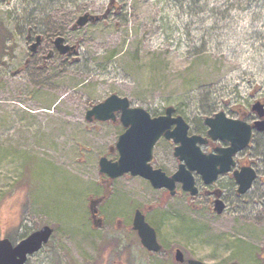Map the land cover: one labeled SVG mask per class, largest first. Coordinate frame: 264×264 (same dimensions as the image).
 <instances>
[{
  "label": "rangeland",
  "instance_id": "374dc122",
  "mask_svg": "<svg viewBox=\"0 0 264 264\" xmlns=\"http://www.w3.org/2000/svg\"><path fill=\"white\" fill-rule=\"evenodd\" d=\"M86 13L99 22L72 30ZM0 26L7 37L0 68V239L15 244L47 226L49 244L30 264L53 263V256L59 264L77 262L97 245L95 234L115 226L110 213L128 216L132 202L140 210L163 206V220L157 223L160 214L149 220L188 257L264 264L259 180L242 216L219 219L204 212L202 200L188 206L186 195L164 199L140 179L119 178L107 187L98 162L117 161L108 150L121 131L85 121L111 95L150 116L173 107L188 124L222 109L223 100L245 107L264 101V0H0ZM30 28L44 44L35 56ZM56 37L77 53L64 60L53 47ZM249 152L264 179V137L255 135ZM106 187L112 198L100 211L110 220L106 231L94 232L88 198Z\"/></svg>",
  "mask_w": 264,
  "mask_h": 264
},
{
  "label": "water",
  "instance_id": "95a60500",
  "mask_svg": "<svg viewBox=\"0 0 264 264\" xmlns=\"http://www.w3.org/2000/svg\"><path fill=\"white\" fill-rule=\"evenodd\" d=\"M100 17L92 16L88 13L78 17L72 26V30L85 27L88 24H96ZM41 43V37L36 36L28 50L30 55L37 53ZM54 48L60 56L76 54V46L65 44L62 37H56L53 41ZM253 96V93H251ZM263 105L256 101L252 107L259 118L254 126H250L243 121L229 119L224 113H217L213 118H206L204 124L209 128L207 136L213 140L228 142L227 149L221 150L219 156H205L201 153L199 145L204 143L201 138L187 137L188 125L185 120L178 116L172 119L173 107H167L164 115L151 118L142 108H131L129 101L116 95H111L102 103L92 107L85 115L87 123L92 122H114L116 114L119 113V121L126 129L122 133L116 144L118 150V160L112 162L106 158L99 159V173L106 175L109 179L119 178L125 174L133 177H141L150 182L155 189H168L171 194L174 183L180 181L183 184V190L190 192L191 196L196 194L193 178L191 174L196 172L206 183L215 180L218 174H224L229 170L232 164L231 158L236 153L247 148L252 139V128L257 131H264ZM172 124L176 127L173 132L169 131ZM164 135L167 139H173L180 143L176 149L175 155L184 162L179 172L172 178H167L161 171L153 170L149 162L151 160L152 150L156 141ZM220 166V169H217ZM239 185V193H245L250 189L255 180V173L252 169H246L241 174L235 175ZM95 202L91 206H95ZM92 207V208H93ZM92 218L96 210L91 209ZM220 212V209L217 210ZM97 226V225H96ZM134 230L137 231L141 243L149 250H157L155 242V233L145 222L143 216L137 212L134 219ZM53 230L47 226L34 231L26 238L13 245L7 238L0 239V264H24L26 257L32 255L46 245ZM180 253V252H179ZM177 254L181 259V253ZM190 264H201L190 262Z\"/></svg>",
  "mask_w": 264,
  "mask_h": 264
},
{
  "label": "flooded vegetation",
  "instance_id": "af4514ba",
  "mask_svg": "<svg viewBox=\"0 0 264 264\" xmlns=\"http://www.w3.org/2000/svg\"><path fill=\"white\" fill-rule=\"evenodd\" d=\"M109 17V15L107 16ZM3 27L0 26V68L6 64L3 62V58L7 56V37H5L2 34ZM33 41V36L28 33L27 36V43L30 45ZM43 39L41 40V43L38 47V50L41 49L43 46ZM51 45V44H50ZM54 47V44H53ZM55 49V48H54ZM37 50V51H38ZM49 52V58H52L54 56L53 51L47 50ZM38 53V52H37ZM36 55V54H35ZM34 55V56H35ZM59 55V54H58ZM72 54L61 56L64 58V60H68ZM60 56V55H59ZM26 64H30V61H27ZM252 97V96H251ZM263 105V117L262 120H264V101L258 100ZM256 100L249 103V105L242 106L241 101H231V100H225L222 101L223 107L222 109H216L214 111H211L212 113L207 115L206 117H203L202 120H198L196 122H193V124H188L186 121V124L188 125V132L187 137H197L201 138V140L204 141L202 145H199L197 143V146H199V149L201 153L205 156H212L216 157L219 156V152L221 150L227 149L229 147V143L221 140L213 141L207 136V132L209 128L204 124V120L206 118H213L217 113H224L225 116L229 119L233 120H240L245 122L246 124L250 126H254V124L258 120V116L252 112V107ZM165 111V110H164ZM160 115L151 116V118H156ZM180 116L176 109L174 108V112L172 114V119ZM119 113L116 114L115 121L112 122H105V123H111L115 125L116 127L120 128V134L117 137L116 143L114 147L109 148L110 154H117L118 150L116 148V144L118 142L119 136L124 133L126 130L119 121ZM176 125L172 124L169 128L170 132H173ZM255 135H259L260 137H264V131H257L255 128H252V139L251 143L247 148L244 150L236 153L234 156H232L231 161L232 164L229 166V170L224 174H218L214 181L211 183H206L203 178L197 174L196 172H193L191 174L193 178V184L194 188L196 189V194L194 196H191L190 192H186L183 190V184L180 181H176L174 183V188L171 194V192L166 189H155L151 186L150 182L141 178V177H133L130 174H125L119 178H125L127 180L130 179H140L144 182H146L150 188L154 191H162L163 192V198H174V197H180V196H187V205L191 204L192 202H196L197 200H202V203L204 205H207V209L205 208L204 212H207V215H209L211 218L219 219L223 216H231L235 218L236 216H242L241 207L248 203V194L252 190L253 186L258 182L261 184H264V179L259 178L258 175V165L255 160H252L251 152H249L252 144L253 137ZM180 147V143H176L173 141V139H167L164 135H162L155 143L151 160L149 162L150 167L153 170H159L161 171L167 178H172L176 173L179 172V169L181 166H184V162L179 159L178 156L175 155L176 149ZM254 159V158H253ZM118 160V159H117ZM99 167V164H98ZM252 169L255 173V180L253 181L251 187L249 190H247L245 193H239V185L236 181L235 175L241 174L246 169ZM217 169H220V166H217ZM100 174V173H99ZM101 175V174H100ZM106 176V175H101ZM106 181H102V183H105L107 187L108 185L116 179H109L106 176ZM105 188V191L102 193V196L93 198H88V219L91 223V230L96 231H106L104 228V224L106 225V220L109 221V214L108 217H105L101 214L100 206H102L105 202L107 203V207H109V200L111 197V191L109 188ZM128 203L130 201L128 199H125ZM95 202V206H91V203ZM133 205V208L130 210V214L128 216L121 215L119 213L113 214L114 211H112L111 214V220L115 222V226L112 229H107V231H110V233H107L105 235H96V243L97 245L92 246V249L88 250V254L78 258L79 260L76 262L67 260L66 264H190V262H198L201 264H205L203 261H200L198 259H195L193 257H188L184 254V252L179 249L176 245L173 244H166L165 241L162 239L160 234V229L158 227L159 222L163 220L166 213H159V208H162L163 206H157V205H149L144 207V210H140L138 207H135L132 202L130 203ZM192 209L194 211L198 210V208L195 205H191ZM93 207V208H92ZM91 209L96 210V214L92 218L91 215ZM203 209V208H201ZM220 209V212H217V210ZM140 213L143 218L144 222L153 229L155 233V242L157 246V250H149L146 247H144L141 243V240L138 236V233L136 230H134V219L136 214ZM157 214L161 215V219L154 225L150 222L149 217L155 216ZM241 218V217H239ZM122 219L124 220L122 222ZM260 222V221H259ZM255 222V223H259ZM97 225V226H96ZM49 242L44 245L41 250L38 252L29 255L26 257V260L24 264H30L31 260L39 255L43 249L48 246ZM181 253V259H178L177 254ZM179 253V254H180ZM256 256V255H255ZM260 259H264V255L260 256ZM48 261V260H47ZM53 263L50 261L47 262V264H59V260H57L56 256H53L52 258ZM227 264H240L235 263L232 260H226ZM254 261H257L254 258ZM37 262V261H36ZM38 263V262H37Z\"/></svg>",
  "mask_w": 264,
  "mask_h": 264
},
{
  "label": "trees",
  "instance_id": "16d2710c",
  "mask_svg": "<svg viewBox=\"0 0 264 264\" xmlns=\"http://www.w3.org/2000/svg\"><path fill=\"white\" fill-rule=\"evenodd\" d=\"M56 1H58V0H53V2H56ZM110 3L112 4L111 1H110ZM28 33H30V34L33 36V35H34L33 29L30 28V29L28 30ZM27 36H28V34H27ZM9 38H10V37H9ZM9 38H8V39H9ZM223 101H224V100H223Z\"/></svg>",
  "mask_w": 264,
  "mask_h": 264
}]
</instances>
